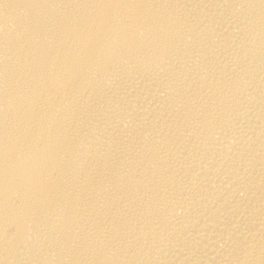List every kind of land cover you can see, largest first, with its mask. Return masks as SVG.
I'll use <instances>...</instances> for the list:
<instances>
[{
    "label": "bare ground",
    "instance_id": "obj_1",
    "mask_svg": "<svg viewBox=\"0 0 264 264\" xmlns=\"http://www.w3.org/2000/svg\"><path fill=\"white\" fill-rule=\"evenodd\" d=\"M0 264H264V0H0Z\"/></svg>",
    "mask_w": 264,
    "mask_h": 264
}]
</instances>
